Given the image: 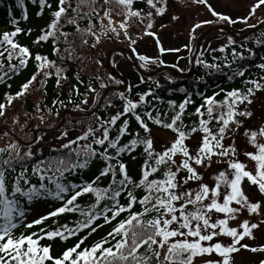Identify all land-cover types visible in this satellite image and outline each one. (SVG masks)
I'll return each instance as SVG.
<instances>
[{
  "label": "snow or ice",
  "instance_id": "snow-or-ice-1",
  "mask_svg": "<svg viewBox=\"0 0 264 264\" xmlns=\"http://www.w3.org/2000/svg\"><path fill=\"white\" fill-rule=\"evenodd\" d=\"M36 2L37 0H33V3ZM111 2L112 0H103L100 7L104 8V5ZM116 2L123 7L126 18L136 17L143 23L145 14L142 9L134 10L135 0ZM142 2H146L157 15L164 14L166 10L162 6L166 0ZM193 2L205 5L216 18L215 21H204L206 24L243 23L256 27L249 24V19L258 9L264 11V0H256L251 6L249 17L236 20L216 12L207 0ZM20 3L22 5L23 0H20ZM38 3L41 15L45 8L53 7L48 0H38ZM96 3L97 0H77L76 7H73L71 0H58L56 9L51 12L53 19L35 43L47 41L50 37L56 38L57 35L67 37L68 33L61 29L62 19L67 17L69 10L74 15L65 19L64 23L75 24L77 31H80L78 19H89L86 32L95 37L97 43L100 35L93 31V16L100 19L103 30L101 35L111 32L119 37L120 32L111 16L112 10L104 9L103 16H100ZM85 4L88 5L89 11L82 13V6ZM152 16L153 11L146 13L147 18ZM105 18L108 20L107 28L103 25ZM260 23L264 24V20ZM201 26L196 24L192 32L195 33ZM127 27V19L120 22L119 28L128 38L131 51L136 53L135 59L141 62L140 67L147 70L149 64L158 67L162 65L164 62L158 58L152 59L137 53L136 48L132 47L137 41L129 35ZM152 27L153 24L148 22L144 34L155 36V33L149 31ZM20 32L21 29L17 27L15 31L6 32L0 38V57L7 52L9 66L13 72L18 66H26L32 59L30 50L13 39ZM83 42L87 43V40ZM235 43L232 37L228 38L229 45ZM156 44L160 46L158 38ZM243 47L241 45V48ZM225 50V47L218 49L220 52ZM54 51L59 52V48H54ZM159 51L165 53L179 50L159 47ZM246 51L250 55L253 54L250 48ZM231 56V62H226L224 67L232 68L233 64L247 58L244 51H237L235 48ZM14 58L18 60V66L11 64ZM34 59L38 71L21 86L15 97L7 96V103H0V116L5 115V109L11 105L13 99L26 94L29 87L37 81V76L41 73L45 78L52 75L44 69L55 67L54 61L39 53ZM225 60L227 61V58ZM195 63L206 69L222 71L219 63H207L200 58H196ZM2 67L3 64L0 63V68ZM172 67L180 72L184 71L177 65ZM257 67L264 71V63ZM61 71L62 69L56 68L57 86ZM245 74L242 67H237L232 70L228 79L244 77ZM0 79H3V76H0ZM165 79L170 83L175 82L170 76ZM114 82L117 85L122 83L119 79ZM141 82H144L143 77ZM155 84L157 88L161 87L158 81ZM245 84L246 88L243 90L234 88L225 92L221 100L216 98L220 92H214L211 96L201 94L202 102L192 113L198 117V124L191 127L184 122L187 107L195 104L190 95H186L179 104L171 100L168 102L169 110L173 113L169 117L167 112L161 113L151 106L149 97L157 100L159 97L149 89L145 93H138L135 99L129 98L125 92H119L118 97L124 102L121 111L107 120L97 117V127L89 126L82 136L70 139L63 143L60 149L54 150L58 153L57 156L47 160L41 159L31 167L28 164L34 158L31 145L21 156L19 146L13 144L12 152H8L7 158L0 159V264H196L198 257H208L203 260V264H234L235 254L242 249L252 253L264 252V246L250 247L242 243L245 238L255 239L253 230L264 224V220L258 224L244 219L238 226H232L230 223L236 221L244 212L249 216L264 215V201H253L243 188L247 182L256 186L259 194L264 196V124L258 130L246 129L244 132L248 144L254 149L243 151L247 163L239 159L241 153L234 140L230 145L224 143L229 133L237 131L243 127L244 121L254 117L255 113L249 106L253 104L256 93L264 91V76L259 80H245ZM101 87L106 85L102 84ZM89 90L95 91L92 88ZM127 91L131 93L132 89ZM180 91L185 90L181 88ZM81 103L87 104L88 101L85 99ZM107 106H112L110 101ZM133 119L139 130L133 131L130 128V121ZM149 121L151 125L170 130L174 134V139L162 145L159 151L155 148L153 129ZM213 121L217 126L215 132L209 126ZM113 131L115 136L111 135ZM97 132L101 135L97 136ZM197 132L203 134L202 140L197 148L192 150L186 141ZM64 136H67V133H64ZM125 137L128 138L127 142L122 143ZM89 138L91 143L80 144V141H88ZM139 148H142L144 160L139 179H134L129 174L123 157L128 155L135 159L132 154ZM5 151L0 149V154ZM177 156L180 157L179 161ZM96 161L101 162V166L91 178L82 179L80 182L69 179L90 170ZM213 162L225 163L227 168L219 171L213 178L214 183L209 185L203 182L200 169L210 167ZM181 173L184 175L181 176ZM105 180L107 185L101 186ZM190 182L195 183V188L186 187ZM137 190H141L143 195L138 197ZM86 196L92 202L84 207L79 201ZM49 199L56 202V206L46 214L29 221L28 216L35 211V203L47 202ZM122 199L125 202L122 203ZM65 213L78 214L83 219L76 221L75 227L71 228L66 224L52 230L43 226L45 221ZM100 220L103 221L102 224L97 223ZM22 225L26 228L41 227L38 232L21 233L17 236L16 229ZM104 225L112 226L107 235L90 246L87 245L85 242L88 237ZM85 231V235H80ZM72 237H76L77 242L59 255H53L51 245L40 243L44 239L59 238L61 241H67ZM141 249L144 251L141 252ZM261 264H264V261H261Z\"/></svg>",
  "mask_w": 264,
  "mask_h": 264
},
{
  "label": "trees",
  "instance_id": "trees-1",
  "mask_svg": "<svg viewBox=\"0 0 264 264\" xmlns=\"http://www.w3.org/2000/svg\"><path fill=\"white\" fill-rule=\"evenodd\" d=\"M48 2L53 5L52 9L45 8L41 15L39 14L41 9L38 0L36 3H33V0H23L22 5L20 0H0V38H2L4 33H11L19 27L21 32L13 39L21 46L27 47L32 54V59L28 61L26 66H18V60L14 58L11 64L18 66L14 72L9 66L7 52H5L3 57H0V63L3 64V67L0 68V76H3V79H0V103L6 104L7 96L15 97L16 93L21 90V86L38 71L37 62L34 59L37 53L55 62V67L44 69L45 72L52 73L50 77L45 78L43 73L37 76V81L29 87L26 94L22 97L13 99L11 105L6 107L5 115L0 116V149L6 150L3 154H0V159L7 158L8 152H12L11 146L13 144L19 146V153L21 156L28 151V146L31 145L34 158L28 162L29 167L34 163H38L41 159L47 160L57 156L58 153L54 150L60 149L63 143L82 136L89 126L97 127V117H99L100 120H107L110 116L122 110L124 102L119 99V92H125L129 98L135 99L138 93L142 94L151 89V91L159 97V100L149 97L151 106L158 109L161 113L167 112L169 117L173 113L169 110L168 102L171 100L179 104L183 102L186 95H190L195 101V104L187 107L184 122L191 127L194 124H198V117L192 115V113L195 107L199 106L202 102L201 94L211 96L214 92H220V95L216 98L217 100H221L224 97V93L227 91L234 88L245 89V80H259L261 76H264V71L257 67V65L264 63V24L260 23V21L264 20V11L260 9L249 19V24H254L256 27H249L246 24L237 23L235 24L237 25L236 27H233V25L230 27L227 26V29L221 31V35L227 38V40L229 37H232L236 42L234 45H229L228 43L224 46L222 45V47L226 48L224 52L218 51V47L210 48L206 46L204 48L201 47L199 53L196 55L199 37L201 36L198 32L201 28L206 27L205 24L202 23L204 25L196 29L195 33L192 32L195 25L190 28L191 39L186 45L177 48L179 51H170L167 52V54L162 53L158 55L156 41L152 36L144 34L145 26L148 22L153 24V27L149 31L157 34L156 17H159V15L155 14L154 9H150L146 2H142V0H135L133 4L134 10L142 9L143 14H145L143 23H141L139 18H126L123 7L119 5L116 0H112L110 4L104 5V8L100 7L103 5V0H97L96 7L100 9V16H103L104 9L110 8L112 10L111 16L114 22L120 24L121 21L127 19V31L129 35L137 41L132 47L136 48L138 54L146 55L152 59L158 58L164 62L159 67L155 64H149L148 69L145 70L140 67L141 62L135 59L136 53L131 51L129 40L124 36L123 30H121L119 26L116 27L120 32L119 37L111 32L107 35H101L103 30L101 28L100 19L93 16L91 19V23L94 25L93 31L96 32L97 35H100L99 42L97 43L95 37L86 32L90 23L89 19H78L77 23L80 31H77L75 24L64 23L65 19L74 15L71 10H69L67 17L62 19L63 27L61 30L68 33L67 37L57 35L56 38L50 37L47 41H40L38 44L35 43L37 38L43 34V30L47 29L49 23L53 19L51 12L56 9L58 0H48ZM255 2L256 0H253L250 3L249 10ZM71 3L73 7H76L77 0H71ZM88 11L89 7L87 4L82 6V13ZM148 11H153V16L151 18L146 17ZM247 17H249V14ZM235 19L240 20L241 18ZM103 25L105 28L108 27V20L106 18L103 20ZM193 36L195 37L194 39L192 38ZM84 40H87V43H84ZM143 41L148 42L153 47L155 50L154 56H149L145 48L140 46ZM241 45L244 47L241 48ZM56 47L59 48V52L54 51ZM233 48L237 51H244L247 58L243 61H238L237 64H233L232 68L224 67L226 62H231L232 60L231 52ZM249 48L252 50V55L246 51ZM117 49H124L126 51V55H124L125 70L121 68L119 63L114 66L107 64V54L113 50L111 55L113 58L114 54L117 53ZM129 57H132V59H129ZM196 58H200L207 63H219L222 71L217 72L215 70L206 69L202 65H197L195 63ZM225 58H227V61ZM186 63L188 64L187 71L184 70L180 72L177 68L172 67V65H177L178 68L183 69L182 66ZM165 66L171 69H164L157 75H151ZM237 67H242L246 73L245 76H237L231 80L228 79L232 70ZM56 68L62 69L59 77V86H57L58 77L55 74ZM115 69L118 70L121 76L128 80L129 86L126 89H122L125 86V82L120 79V76L114 74ZM5 73H7V75H4ZM166 76L172 77L175 82L170 83L165 79ZM64 77H66V79ZM109 77L114 78L111 79L113 82L115 79H119L122 83L119 85H111V83L106 84V82L110 80ZM142 77L144 79L143 83L141 82ZM156 81L159 82L161 87H156ZM102 84L106 85V87L102 88ZM113 85L114 90H112ZM89 88L95 91H90ZM129 88L132 89L131 93L127 91ZM181 88L185 91L181 92ZM77 90L79 94H77ZM106 92V98L103 103L100 104L102 96ZM260 94H264V91L256 93L255 97H253V103L255 98ZM85 99H87L88 103H81ZM109 101L111 102V107L107 106ZM94 102L95 105H93ZM241 108H243V106H241ZM140 111H143V109H140ZM67 112H71L72 114H68ZM63 113L73 117L87 116V119L75 121L72 119L73 117H71L70 120L67 121L69 122L67 127H60V124L51 127L52 120L54 118H57V121L58 119L60 120ZM40 117L46 118L43 124L44 126H36L35 122H33L34 119ZM149 124L151 125L150 121ZM151 126L153 129L152 133L159 131L170 133L174 136L170 130L162 129L155 125ZM209 126L214 132L217 130L215 121ZM130 128L133 131L139 130L134 119L130 121ZM45 129H50L51 131L38 132V137L35 141L33 140L32 142L25 143L26 140L24 138L28 136L30 132L33 135L34 131ZM64 133H67V136H64ZM231 134L232 133H229V135ZM96 135L100 136L101 133L97 132ZM111 135L115 136V131H113ZM202 135V133L197 132L189 140H193L197 137L202 138ZM127 139L128 138L125 137L122 143L127 142ZM37 141L39 142L37 143ZM85 143H91V138H89L88 141H80V144ZM44 144L46 145L43 146ZM73 147H76V145H73ZM64 151L66 152L67 150ZM132 155L136 158L132 159L131 156L125 155L123 159L128 165L129 174L134 179H139L141 175V166L144 160L142 148L137 149ZM100 166L101 162L96 161L90 170L83 171L79 175L70 177L69 179L73 182L89 179L98 171ZM17 170H19V166H17ZM106 185L107 180H105L101 186ZM136 194L139 197L143 195V192L137 190ZM79 202L82 206L87 207L92 200L86 196L81 198ZM121 202L123 203L125 201L122 199ZM35 204H45L47 207L56 206V202L50 199L47 202H37ZM138 208L139 205H137V209ZM260 216V221L264 220V215ZM81 219L83 218L78 214L65 213L45 221L43 226L52 230L66 224L71 228L75 227V222ZM97 223L102 224L103 221L100 220ZM113 223H115V221ZM40 227L41 226H34L33 228H26L22 225L16 229L15 234L19 236L21 233L29 234L31 232H38ZM111 227V225H104L98 228L95 233H92V235L88 237L85 243L90 246L100 240L107 235ZM86 231L82 232L80 235H85ZM76 242V237H72L67 241H61L59 238L40 241L42 245L52 246L53 255L61 254L66 248L73 246ZM143 251L144 250L141 249V252Z\"/></svg>",
  "mask_w": 264,
  "mask_h": 264
},
{
  "label": "rangeland",
  "instance_id": "rangeland-1",
  "mask_svg": "<svg viewBox=\"0 0 264 264\" xmlns=\"http://www.w3.org/2000/svg\"><path fill=\"white\" fill-rule=\"evenodd\" d=\"M253 0H207L208 4L212 6V8L218 12L225 15H228L235 18H244L247 17L250 13L249 5ZM165 7V12L161 16L156 17V26H157V35L156 39L158 38L160 41V46L165 49H177L180 48L187 43H189L191 36H190V28L193 25L201 24L206 27L201 28L198 32L201 34L199 37V43L196 51V55L199 53L201 47H214L220 48L222 45H226L228 43L227 38L221 35V31L227 29V24H206L204 21H215L216 18L212 16L211 12L208 8L203 4H196L193 0H166L165 4L162 5ZM105 23V22H104ZM204 23V24H202ZM119 26L117 22H115V27ZM237 25H233L236 27ZM223 29V30H221ZM140 46L144 47L149 56L155 55V50L153 47L146 41H143ZM159 49V48H158ZM113 50H111L107 54V60L109 62L108 65L114 66L117 63L120 64L123 70L126 69L124 55H126V51L124 49H117V53L114 54L112 58ZM167 54V52H165ZM159 54L160 51H159ZM182 68L187 71L188 64H184ZM162 72L159 69L154 72V75L159 74ZM115 74V73H114ZM107 83H111L116 85L113 80H109ZM114 85L112 90H114ZM123 89V88H122ZM107 95V92L102 96L100 104L103 103ZM95 105V102L93 103ZM251 110L255 113L254 117L251 120L244 121L243 127H240L237 131L232 132L231 135H228L226 141L224 142L225 145L232 144L233 140L235 141L236 147L240 150L239 159L243 162L247 163L246 157L243 155V151L246 149L248 151H253L254 149L251 147L250 144L247 142V138L244 135L246 129L251 130H258L262 124H264V94H260L255 98L254 103L251 105ZM92 109V108H89ZM73 116L63 114L62 118L57 121V118L52 120L51 127H55L60 124V127H67L69 125L68 120ZM25 118V117H23ZM47 118V116H46ZM44 117H40L34 119L35 125L37 126H44V122L46 120ZM75 121H79V119H87V116H79L73 117ZM81 122V121H80ZM3 130V129H1ZM50 132L51 130H36L34 134L30 132L28 136L24 139L26 140L25 143L35 141L37 139L38 132ZM152 136L154 137V144L157 151H159L162 145L168 144L171 140L174 139V136L170 133L166 132H153ZM50 139V138H49ZM202 138L197 137L193 140H187L186 143L189 145L190 149L195 150L197 146L201 143ZM3 142V141H2ZM44 144L43 146H45ZM47 147V146H46ZM177 161L180 160V157H176ZM252 165L249 163V168ZM227 168V164L225 163H216L213 162L210 167L208 168H201L200 171L203 174V182L209 185L214 183V176L218 174L219 171L224 170ZM184 173H181L183 176ZM195 183L190 182L189 185L186 187L195 188ZM244 191L253 201H264V196H261L258 192L256 186L250 185L247 182L243 185ZM35 211L32 213L33 217L28 218L31 221L34 217H38L39 215L46 214L47 212L51 211L55 206L47 207L44 204H36L34 205ZM248 219L250 222L260 223L261 216L252 214L249 216L247 212H244L239 216L236 221L230 222L232 226H238L242 220ZM255 239L245 238L242 243L248 244L250 247H261L264 246V224H260L257 229L253 230ZM208 257L204 258H196V264H203V260L207 259ZM261 261H264V252H256L252 253L246 249H242L239 253L235 254V261L234 264H261Z\"/></svg>",
  "mask_w": 264,
  "mask_h": 264
},
{
  "label": "water",
  "instance_id": "water-1",
  "mask_svg": "<svg viewBox=\"0 0 264 264\" xmlns=\"http://www.w3.org/2000/svg\"><path fill=\"white\" fill-rule=\"evenodd\" d=\"M161 70H162V69H161ZM161 70H160V71H161Z\"/></svg>",
  "mask_w": 264,
  "mask_h": 264
}]
</instances>
